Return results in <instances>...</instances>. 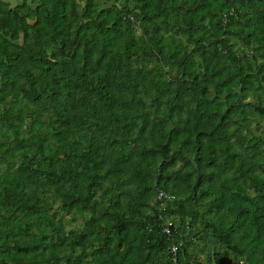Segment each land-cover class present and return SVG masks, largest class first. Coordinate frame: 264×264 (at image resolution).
Instances as JSON below:
<instances>
[{
    "label": "trees",
    "instance_id": "16d2710c",
    "mask_svg": "<svg viewBox=\"0 0 264 264\" xmlns=\"http://www.w3.org/2000/svg\"><path fill=\"white\" fill-rule=\"evenodd\" d=\"M83 1L0 0V264H264V0Z\"/></svg>",
    "mask_w": 264,
    "mask_h": 264
},
{
    "label": "built area",
    "instance_id": "2783aa9c",
    "mask_svg": "<svg viewBox=\"0 0 264 264\" xmlns=\"http://www.w3.org/2000/svg\"><path fill=\"white\" fill-rule=\"evenodd\" d=\"M160 196H164L166 197V195L163 193L160 194ZM170 253L173 254V256H175V253H176V247L175 246H172L171 249H170ZM175 258V257H173ZM175 262V259H173V263Z\"/></svg>",
    "mask_w": 264,
    "mask_h": 264
},
{
    "label": "rangeland",
    "instance_id": "374dc122",
    "mask_svg": "<svg viewBox=\"0 0 264 264\" xmlns=\"http://www.w3.org/2000/svg\"><path fill=\"white\" fill-rule=\"evenodd\" d=\"M10 2H11L12 5H15V4H17V3H20L21 0H10ZM80 2H81V4L84 3L83 0H80ZM262 124H264V120L262 121ZM69 219H70L69 217L66 218V220H69Z\"/></svg>",
    "mask_w": 264,
    "mask_h": 264
}]
</instances>
